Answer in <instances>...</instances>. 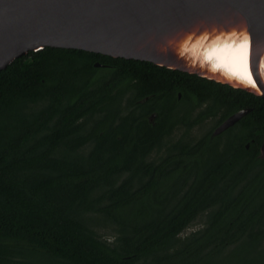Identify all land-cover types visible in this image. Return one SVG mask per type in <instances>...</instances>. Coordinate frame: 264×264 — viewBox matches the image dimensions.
I'll return each mask as SVG.
<instances>
[{
  "label": "trees",
  "instance_id": "trees-1",
  "mask_svg": "<svg viewBox=\"0 0 264 264\" xmlns=\"http://www.w3.org/2000/svg\"><path fill=\"white\" fill-rule=\"evenodd\" d=\"M263 140L264 97L246 89L31 50L0 71V264H264Z\"/></svg>",
  "mask_w": 264,
  "mask_h": 264
},
{
  "label": "water",
  "instance_id": "water-1",
  "mask_svg": "<svg viewBox=\"0 0 264 264\" xmlns=\"http://www.w3.org/2000/svg\"><path fill=\"white\" fill-rule=\"evenodd\" d=\"M45 46L148 60L264 97V0H0V71ZM241 46L250 49L252 78L218 56ZM250 109L228 116L214 134Z\"/></svg>",
  "mask_w": 264,
  "mask_h": 264
},
{
  "label": "bare ground",
  "instance_id": "bare-ground-1",
  "mask_svg": "<svg viewBox=\"0 0 264 264\" xmlns=\"http://www.w3.org/2000/svg\"><path fill=\"white\" fill-rule=\"evenodd\" d=\"M249 48L247 46H241L240 49H238L237 51L230 50L227 51L225 54L221 55L222 53L218 54V56H220V59L223 60L224 57L225 59H231L230 63L225 62V66H227L229 69L233 68L235 65V70L236 71H241L243 73V76L250 77L252 78V68L250 66V56H248L249 54ZM223 58V59H222ZM222 63V61H220ZM235 71V73L237 74V72Z\"/></svg>",
  "mask_w": 264,
  "mask_h": 264
},
{
  "label": "rangeland",
  "instance_id": "rangeland-1",
  "mask_svg": "<svg viewBox=\"0 0 264 264\" xmlns=\"http://www.w3.org/2000/svg\"><path fill=\"white\" fill-rule=\"evenodd\" d=\"M212 121H208L206 122L204 125L202 126H196L193 130L192 133L196 136H198L200 133H203L208 127H210L212 125ZM178 133H181L180 130L177 131ZM203 225V218H199L194 224H192L186 231L190 232L193 230H196L198 228H200ZM186 232V233H187ZM101 233L105 236V237H112L113 235V231L110 228H105L101 231ZM264 254V245H261V252L260 255Z\"/></svg>",
  "mask_w": 264,
  "mask_h": 264
},
{
  "label": "flooded vegetation",
  "instance_id": "flooded-vegetation-1",
  "mask_svg": "<svg viewBox=\"0 0 264 264\" xmlns=\"http://www.w3.org/2000/svg\"><path fill=\"white\" fill-rule=\"evenodd\" d=\"M179 96H180V93H179ZM149 114H155V116H156V112H154V111L150 112ZM174 114H177V112H175ZM179 114H182V112L179 113ZM190 114H198V112H197V111H195V112H190ZM217 114H221V112H218ZM155 116L151 118V121L154 120ZM150 117H151V115H150Z\"/></svg>",
  "mask_w": 264,
  "mask_h": 264
}]
</instances>
